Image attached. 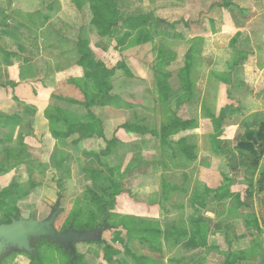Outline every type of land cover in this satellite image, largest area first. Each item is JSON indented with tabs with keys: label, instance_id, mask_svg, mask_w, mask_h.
Masks as SVG:
<instances>
[{
	"label": "rangeland",
	"instance_id": "obj_1",
	"mask_svg": "<svg viewBox=\"0 0 264 264\" xmlns=\"http://www.w3.org/2000/svg\"><path fill=\"white\" fill-rule=\"evenodd\" d=\"M115 1H51L52 7L57 8L68 3L69 19H75L70 28L72 42L69 37L67 41L61 37L65 40L59 42L65 45L69 62L71 54H77L75 62L71 61L68 68L52 78L57 80L53 91L56 106L51 108L56 151L50 156L47 148L42 152L28 151L19 158L26 166L23 172L11 184L0 187V225L12 220L34 221L39 225L53 217L51 226L56 234H66L70 229L80 234L70 233L67 242L62 237L50 239L48 232L37 236L26 233L28 247L20 246L14 237L0 235V264H147L151 251L145 247L146 238L153 241L157 237L147 234L145 226L141 232L128 230L133 225L129 215L120 217L115 202L119 181L116 183L114 176L120 179V172H113L123 166L127 173L135 163H152L154 175L164 176L160 167L167 159L163 161L161 142L170 138L167 142L171 144L165 145V150L170 146L176 151L182 148V138L192 126L191 79L180 82L178 63L169 64L175 54L171 49L175 47V39L169 38V33L188 36L192 29L189 20L183 25L171 12L163 13L165 5L161 0H151L157 4V10L137 16L120 14ZM148 1L138 0L139 9ZM181 5L183 14L188 13L190 5L194 6L183 2ZM128 17L137 19L127 22ZM119 23H124L125 28L114 27ZM36 32L40 34V28ZM119 32L121 35L116 38ZM195 44L199 53L196 58L195 53L187 56L186 64L192 68L197 61L199 70L206 65L203 61H209L201 57L205 52L203 44L199 41ZM184 48L181 45L180 51ZM204 97L208 101L211 98ZM210 107V103L203 101L201 114L205 115ZM227 108L222 105L220 114H225ZM215 111H219L216 106L212 109ZM241 134L244 136L245 132L242 130ZM145 148L153 152L154 159L145 153ZM235 148L243 147L238 143ZM103 151L106 156L98 154ZM250 157L245 160L253 158L250 163L253 167L256 158ZM257 158L261 161L258 169L264 167V151ZM72 159H75L73 177ZM138 168V173L144 176L145 167ZM121 173L122 181L126 182ZM255 174L254 170L234 173L232 189L241 191L236 196L244 198L243 205L227 197L220 201V221L235 220L234 227L225 223L218 227L213 241L219 254L228 256L226 264H264V215L259 219L253 214L252 218L255 206L260 207L257 199L264 205V189L254 193L256 189L251 183ZM152 256L149 262L160 264L161 257L156 251ZM72 257L75 259L71 261Z\"/></svg>",
	"mask_w": 264,
	"mask_h": 264
},
{
	"label": "crops",
	"instance_id": "obj_2",
	"mask_svg": "<svg viewBox=\"0 0 264 264\" xmlns=\"http://www.w3.org/2000/svg\"><path fill=\"white\" fill-rule=\"evenodd\" d=\"M51 1L0 0V187L11 184L25 169L19 158L28 151L42 152L47 148L48 156L56 151L51 108L56 106L53 91L57 80L52 78L68 68L71 61L75 62L77 54H71L69 62L66 47L59 42L68 37L72 42L70 28L75 19H69L68 3L57 8L52 7ZM161 1L165 5L163 13L171 12L183 25L189 20L192 29L188 36L169 33V38L175 39V47L171 48L174 59L169 64L178 63V80L181 82L186 57L195 53L196 58L199 53L198 47L193 50L196 41L203 44L205 52L201 57L209 62L203 61L206 65L199 70L197 61L192 65V126L182 138V148L176 151L170 146L165 150V145L171 144L167 142L170 138L161 142L163 161L167 159L160 167L164 176L154 175L152 163H135L127 173L123 166L115 168L114 174L120 172V179L114 176V181H119L115 202L120 217L129 215L133 224L130 232H141L145 226L147 234L157 237L153 241L146 238L145 247L151 251L145 258L147 264H154L149 262L154 251L161 257L160 264H226L228 256L219 254L213 241L218 227L223 223L234 227L235 220L220 221V201L227 197L229 201L245 203L242 196H236L241 191L232 189L234 173L254 170V182L259 171L264 174L263 165L254 169L250 165L253 158L245 160L259 154L258 143H253V139L258 132L264 135V0ZM182 2L194 6L190 5L188 13L183 14ZM138 4V0L115 1L124 16L157 10L151 0L142 9ZM120 24L114 27L124 25ZM38 28L40 34L36 32ZM165 33L164 30L161 35L164 37ZM120 35L119 32L115 37ZM181 45L185 48L180 51ZM209 95L208 101L204 96ZM202 100L212 106L205 115L201 114ZM222 102L229 109L225 114H220ZM215 106L219 111L213 113ZM242 130L245 134L239 136ZM238 143L243 148L237 150ZM145 150L154 159L153 152ZM105 152L98 154L106 156ZM12 155L16 158L10 159ZM74 161L71 160L72 177ZM140 166L145 167L144 176L138 173ZM122 171L126 182L122 181ZM257 201L260 207L255 206L252 218L254 214L261 219L264 205L260 198Z\"/></svg>",
	"mask_w": 264,
	"mask_h": 264
},
{
	"label": "water",
	"instance_id": "obj_3",
	"mask_svg": "<svg viewBox=\"0 0 264 264\" xmlns=\"http://www.w3.org/2000/svg\"><path fill=\"white\" fill-rule=\"evenodd\" d=\"M52 219L53 217L39 225H37L34 221L12 220L9 224L0 225V235H4L8 238L14 237L18 241L20 246L28 247V238L26 233L30 236H37L42 233L46 235L47 234L46 232H48L50 239L56 241L57 237L60 238L62 237L61 239H65L67 242H68V235L70 233L80 234L78 232H72V231H69L66 234H56L55 229L53 228V226H51ZM24 225H26L27 228H23Z\"/></svg>",
	"mask_w": 264,
	"mask_h": 264
},
{
	"label": "trees",
	"instance_id": "obj_4",
	"mask_svg": "<svg viewBox=\"0 0 264 264\" xmlns=\"http://www.w3.org/2000/svg\"><path fill=\"white\" fill-rule=\"evenodd\" d=\"M132 18H133V20L137 19V18H134V17H128L127 18V22L132 21ZM148 38H146V39H148ZM196 47H197V45L195 44L193 46V50L196 49ZM189 66L190 65L186 64L183 67L182 73L180 75V78H181L182 82H184V80L185 81L188 80V78L191 79L189 77V75H190V72H191L192 68H189ZM189 86H190L189 87V91H190V93H192V91H191L192 90V83ZM253 143H258V147H259V154L254 155V157L256 158L255 161H254V168L257 169L258 168L257 164H258V160H259V158H257V157H259L260 153L264 151V135L261 136L260 132H258L256 134V137L253 139ZM250 147L253 148V144H250ZM252 186L256 189L254 193L261 192L264 189V174L262 173V171L259 172V174H258V176L256 178V181L254 182V180H253ZM257 228L261 229V225L259 223H257ZM70 230L72 231V229H70ZM74 232H78V231H74ZM74 259H75V257H72L71 261L74 260Z\"/></svg>",
	"mask_w": 264,
	"mask_h": 264
}]
</instances>
